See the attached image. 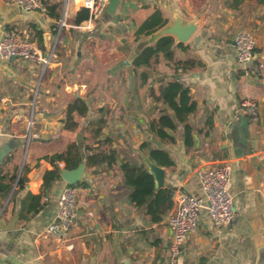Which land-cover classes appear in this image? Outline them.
Instances as JSON below:
<instances>
[{
	"label": "crops",
	"instance_id": "obj_1",
	"mask_svg": "<svg viewBox=\"0 0 264 264\" xmlns=\"http://www.w3.org/2000/svg\"><path fill=\"white\" fill-rule=\"evenodd\" d=\"M42 1L46 6L56 4L58 16H51L48 9L44 14L25 11L17 0H0V39L6 32L14 31L36 43L44 55L52 50L45 68L21 59L0 58V148H9L0 162V264H165L170 238L167 216L173 206L161 221H151L143 207L128 201L118 169L84 168L74 185L78 201L74 225L61 242L44 235L54 220L57 198L66 182L60 176L45 189L43 173L51 170L54 163L63 167L56 154L71 139L76 140L83 158V128L94 114L79 125V139L70 137L62 147L60 140L65 132H74L63 129L62 118L69 102L58 104V93L48 92L41 83L36 103L31 106L29 89L35 86L38 72L48 70L51 80L63 65L74 63L78 54L74 48H80V40L101 37L109 22H94L88 27L90 31L83 34L78 29L88 21L73 23L75 13L83 7L82 0ZM251 3H239L238 11L228 3L221 14L200 17L192 36L181 42L183 48L174 49L173 61L160 57L159 62L163 60L167 70L153 79L149 74L152 82L148 80L146 85H141L140 80V86L147 87L142 99L148 98V105L154 106L149 117L138 119L144 123L141 132H135V124L120 120L109 125L107 121L102 130L121 156L126 149L139 153L149 171L154 163L139 150L141 142L149 140L153 146L166 149L175 166H159L163 171L162 184L158 186L155 180L154 186L172 188V200L178 190L201 196L199 167L230 163L228 191L233 198L234 218L229 224L216 226L207 210L200 209L197 229L183 243L178 264H264V76L254 74L259 63L264 72V0ZM120 6L119 18L128 17L133 41L135 29L155 9L161 10L167 23L171 20L162 0H121ZM179 13L185 16L183 9ZM62 19L65 25L60 27ZM67 19L72 20L68 23ZM244 25L256 41L250 64L238 63L234 56L233 39ZM196 36L198 41L194 40ZM146 39L151 41L149 35L134 41L131 61L142 48L155 43L147 44ZM176 43L174 40L173 45ZM58 46L62 55L56 52ZM179 59L191 60L193 66L175 75L172 66ZM141 70L133 71L139 76ZM173 77L189 86L196 102V110L188 116L193 134L189 148L184 144L182 127L170 132L175 136L174 143L161 142L146 131L156 109L164 107L149 98V87L156 90L159 80ZM244 99L257 103L255 117L240 111ZM99 107L103 106L92 110Z\"/></svg>",
	"mask_w": 264,
	"mask_h": 264
},
{
	"label": "trees",
	"instance_id": "obj_2",
	"mask_svg": "<svg viewBox=\"0 0 264 264\" xmlns=\"http://www.w3.org/2000/svg\"><path fill=\"white\" fill-rule=\"evenodd\" d=\"M231 8H236L240 0H228ZM45 2V1H44ZM56 4L47 5L51 16H58L55 12ZM89 19V11L81 7L74 16L73 23L78 25ZM167 23L161 10L155 9L134 31V41L142 36H147ZM40 40V39H39ZM174 43L172 36L166 35L158 38L152 45H147L133 57L131 65L139 73L141 85H146L149 80L147 68L159 62L160 57L168 62L174 59V49L183 48L181 42ZM191 60H176L173 63L175 75H180L191 68ZM155 90L149 87V98L155 102H161L164 107L156 109L151 119L147 122L146 131L157 140L164 143H174L175 132L182 127L184 132V144L189 148L193 144L192 127L188 123V116L196 110V102L193 99L190 88L179 77L161 79ZM88 107L83 98L74 97L64 110L62 118L63 129L75 131L82 119L87 115ZM94 116L87 120L83 128V161L86 169L105 166L108 169L121 172L122 180L127 188V199L135 206L143 207L145 214L153 222H159L171 210L173 206L172 188L154 186V175L149 171L140 155L132 150H123V155L112 145L109 136H103L102 130L106 125L108 112L103 108H95ZM139 150L146 153L148 159L160 167H174L175 161L164 148L153 146L149 140H144L139 145ZM80 149L75 139L69 140L66 147L56 154L58 161L63 162L60 168L56 163L51 170L43 173V187L48 189L51 184L60 177L61 169L71 170L77 167L80 160ZM131 157V158H129ZM117 167V168H116ZM69 185V184H67ZM72 184L71 186H74Z\"/></svg>",
	"mask_w": 264,
	"mask_h": 264
},
{
	"label": "rangeland",
	"instance_id": "obj_3",
	"mask_svg": "<svg viewBox=\"0 0 264 264\" xmlns=\"http://www.w3.org/2000/svg\"><path fill=\"white\" fill-rule=\"evenodd\" d=\"M123 1L125 2L126 0ZM240 1L241 5H252L251 2L254 0ZM108 2L109 0L106 1L102 13L91 24H84L82 26L84 28L78 29L85 34L90 31L89 26L100 20L104 23L109 22L105 29V34L101 37H89L80 40L82 41L80 48L79 45L74 48V51L78 53L76 61L70 64L69 67L63 65L51 80L48 70L43 73L38 72L35 86L29 89V102L31 106L35 105L39 89L42 86L47 88L48 92L58 93L55 99L61 106L70 102L74 97H83L88 107V113L85 119L81 121V126L88 118L93 116V107L103 106L108 110L107 125L120 120L124 123H129V125L135 124V132L138 133L141 132L140 128L144 126V123L141 124L138 119L140 116L142 118L143 116L149 117L154 106L148 105L147 97L145 100L142 99L144 98L142 92L147 87L140 86L138 73L133 71L130 64L133 56L132 51H134L132 48L134 41L133 35L128 30L130 26L128 17L119 18L118 10L121 13V0L118 2L114 14L109 18H104L102 15ZM228 3V0H162V5L168 11L171 19L174 16L175 9H178V11L183 9L185 16L181 17L182 23L193 21L197 26L199 25L198 19L200 17L203 15L221 14V10ZM62 6H64L63 3ZM238 10H240L239 7H237L236 11ZM117 18H119V22H117ZM71 20L67 19V22L70 23ZM243 28L249 31L245 25ZM56 52L62 55L63 50L58 46ZM75 53H72V56ZM20 62L21 60L17 61V63ZM166 70L167 65L163 60L147 69L152 79L157 73L165 72ZM152 79L149 80V83L152 82ZM21 89L24 90V88ZM145 101L147 102L144 104ZM149 106L151 107L149 108ZM28 128L31 131V127ZM80 134V127L72 134L65 132V135L60 140V145L63 147L70 137L79 139ZM137 154L140 155L139 153Z\"/></svg>",
	"mask_w": 264,
	"mask_h": 264
},
{
	"label": "built area",
	"instance_id": "obj_4",
	"mask_svg": "<svg viewBox=\"0 0 264 264\" xmlns=\"http://www.w3.org/2000/svg\"><path fill=\"white\" fill-rule=\"evenodd\" d=\"M82 6L89 11L88 23L96 19L103 11L107 0H82ZM25 11L47 12V6L42 0H17ZM64 19L60 27L64 26ZM256 41L247 30H239L233 39L234 56L238 63L250 64L254 58ZM52 50L44 55L36 43L23 39L17 32L8 31L0 39V58L21 59L30 63L49 64ZM254 74L264 76L261 63L254 68ZM240 111L245 115L255 117L258 112L254 100L244 99L240 102ZM32 122H29V126ZM1 134V128H0ZM201 185V196H194L182 190L173 194V210L167 216V226L170 232L167 258L165 264H178L181 248L185 240L192 234L199 223V211L204 208L216 226L229 224L235 216L233 198L228 191L231 178V165L223 162L218 165H208L197 169ZM78 214L77 189L66 185L58 195L57 209L54 220L47 225L44 235H51L61 242L74 225Z\"/></svg>",
	"mask_w": 264,
	"mask_h": 264
},
{
	"label": "water",
	"instance_id": "obj_5",
	"mask_svg": "<svg viewBox=\"0 0 264 264\" xmlns=\"http://www.w3.org/2000/svg\"><path fill=\"white\" fill-rule=\"evenodd\" d=\"M118 2L119 0H109L106 10L102 16L104 18L111 17L114 14ZM181 17L182 16L180 15L178 9H175L173 18L168 23L158 28L153 33L149 34V37H153V40L149 41L148 39H146L145 40L146 43L149 44L152 42H156L158 38L166 35L172 36L177 43L186 42L195 32L197 25L193 21L182 23ZM194 40L198 41L199 37L196 36ZM8 151L9 148L6 145H3L0 148V162ZM84 168H85V164L83 158L80 157L79 163L76 168L71 170L61 169L60 176L65 180L66 185L67 184L72 185L80 180ZM150 170L152 171L158 186H161L162 178H163L162 169L156 164H151Z\"/></svg>",
	"mask_w": 264,
	"mask_h": 264
},
{
	"label": "bare ground",
	"instance_id": "obj_6",
	"mask_svg": "<svg viewBox=\"0 0 264 264\" xmlns=\"http://www.w3.org/2000/svg\"><path fill=\"white\" fill-rule=\"evenodd\" d=\"M151 41L153 40V37H151V39H150Z\"/></svg>",
	"mask_w": 264,
	"mask_h": 264
}]
</instances>
